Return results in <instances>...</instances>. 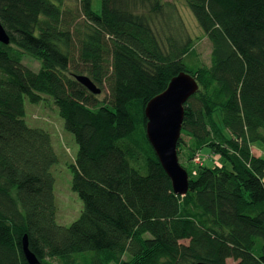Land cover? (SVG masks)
Here are the masks:
<instances>
[{"label": "trees", "instance_id": "1", "mask_svg": "<svg viewBox=\"0 0 264 264\" xmlns=\"http://www.w3.org/2000/svg\"><path fill=\"white\" fill-rule=\"evenodd\" d=\"M185 2L211 42L208 64L171 0H0L10 35L0 42V264H29L25 235L39 264H264V157L252 151L264 142V0ZM181 71L199 84L177 146L188 153L184 195L145 115ZM42 94L79 147L83 209L68 226L56 221L50 135L25 120L24 97ZM204 147L222 165L204 163Z\"/></svg>", "mask_w": 264, "mask_h": 264}, {"label": "rangeland", "instance_id": "2", "mask_svg": "<svg viewBox=\"0 0 264 264\" xmlns=\"http://www.w3.org/2000/svg\"><path fill=\"white\" fill-rule=\"evenodd\" d=\"M70 1L73 4L76 2V0ZM171 1L177 4L187 30L194 38L195 48L200 60L208 64L212 49L210 40L204 35L202 28L185 0ZM22 62L35 71L39 70L41 66L40 60L27 53L23 54ZM107 93V89L103 88L99 97L102 99ZM24 106L27 124L34 128L44 129L50 135L51 144L57 157V161L51 167V173L54 177L53 193L56 205V221L60 225L68 226L80 216L83 209L81 198L72 188L73 165L76 161L78 144L74 134L66 129L64 119L59 113V108L50 95L42 94V100L38 103L31 102L28 96H25ZM252 151L255 155L264 157V142L257 141L253 143ZM200 154L205 157L204 163L222 165V158L218 154H211L207 147H204ZM179 161L184 163L188 161V153L186 151L182 150ZM193 162L195 165H200L196 160Z\"/></svg>", "mask_w": 264, "mask_h": 264}, {"label": "water", "instance_id": "3", "mask_svg": "<svg viewBox=\"0 0 264 264\" xmlns=\"http://www.w3.org/2000/svg\"><path fill=\"white\" fill-rule=\"evenodd\" d=\"M0 42L10 43V35L1 21ZM76 79L92 93L101 92L87 75H76ZM198 89L196 78L181 71L172 77L166 89L151 98L145 107L147 138L170 177L174 192L182 195L189 188V173L179 161L177 146L182 131L184 105ZM23 251L29 264H39L38 258L29 249L27 235L23 238ZM195 264L211 263L198 261Z\"/></svg>", "mask_w": 264, "mask_h": 264}, {"label": "built area", "instance_id": "4", "mask_svg": "<svg viewBox=\"0 0 264 264\" xmlns=\"http://www.w3.org/2000/svg\"><path fill=\"white\" fill-rule=\"evenodd\" d=\"M194 160H196L197 162L200 163V162H202L203 159L200 155H197Z\"/></svg>", "mask_w": 264, "mask_h": 264}, {"label": "bare ground", "instance_id": "5", "mask_svg": "<svg viewBox=\"0 0 264 264\" xmlns=\"http://www.w3.org/2000/svg\"><path fill=\"white\" fill-rule=\"evenodd\" d=\"M195 159V158H194ZM203 163V161L202 162H200L199 164H202Z\"/></svg>", "mask_w": 264, "mask_h": 264}]
</instances>
